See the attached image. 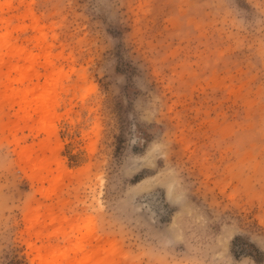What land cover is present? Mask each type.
Listing matches in <instances>:
<instances>
[{"label":"rangeland","instance_id":"1","mask_svg":"<svg viewBox=\"0 0 264 264\" xmlns=\"http://www.w3.org/2000/svg\"><path fill=\"white\" fill-rule=\"evenodd\" d=\"M0 264H264V0H0Z\"/></svg>","mask_w":264,"mask_h":264}]
</instances>
